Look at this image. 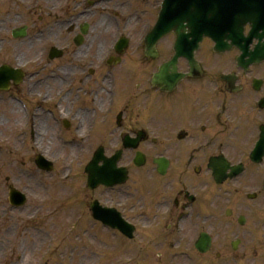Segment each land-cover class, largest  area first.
<instances>
[{"label":"flooded vegetation","instance_id":"obj_1","mask_svg":"<svg viewBox=\"0 0 264 264\" xmlns=\"http://www.w3.org/2000/svg\"><path fill=\"white\" fill-rule=\"evenodd\" d=\"M150 1L25 0L30 8H39L41 12L46 9V18L29 12L31 19L41 23L40 30L29 41L30 48L44 42L53 43L62 51L53 65L57 71L55 78L38 83L42 101H53L60 120L80 119L98 140H103V144L95 143V148L110 150L120 146V135L144 132L147 137L139 147L153 153L150 156L149 152H143L145 167H151L157 175L155 162L160 158L168 162L165 175L157 178L160 181L155 185L162 196L156 202L157 207L163 208L162 215L166 210L164 218L174 221L179 216L177 223L183 221L185 228L197 232L192 240L190 233L185 234V248L178 254L191 252L197 236L206 232L210 236L207 257L200 256L199 262L196 259L192 263L212 264L216 260L217 264H264V58L258 60L264 53V37L255 48L259 41L254 37L246 46L247 38L239 41L237 35L221 33L222 41L216 47L217 42L211 36H203L192 45L193 54L189 58L177 60L176 71L184 75L183 79L171 92H160L152 88V77L160 65L174 57L176 33L170 32L157 42V58L145 55V36L161 0ZM88 19H95L102 37H111L108 44H98L94 55L92 42L86 41L92 29ZM65 20L71 24L53 33L51 24ZM82 23L88 26V32L76 46L75 38ZM64 29L67 30L63 32ZM248 29L244 27V37ZM261 33L260 30L257 34ZM184 35L191 46L192 33L186 31ZM119 38L125 39L126 47L116 55L114 40ZM111 56L116 57L117 63L108 62ZM127 59L143 65L139 71L143 83L132 86L127 102L135 100L143 107L153 103L158 109L161 105L168 106L170 112L171 107L173 113H180L177 118L163 115L158 120L153 116L129 124L128 115L133 110L127 104L113 112L118 90L116 69L124 66ZM113 115L119 120V128L113 123V131H122L106 139L104 126ZM64 129L72 130L71 124L61 126L60 130ZM91 144H82L78 149L88 150ZM170 173L174 174L172 181ZM174 181L178 188L167 210L165 190ZM154 222L159 225L160 221ZM170 234H157V242L167 241ZM145 254L138 247V257Z\"/></svg>","mask_w":264,"mask_h":264},{"label":"rangeland","instance_id":"obj_2","mask_svg":"<svg viewBox=\"0 0 264 264\" xmlns=\"http://www.w3.org/2000/svg\"><path fill=\"white\" fill-rule=\"evenodd\" d=\"M21 1L0 0V65L5 64L14 67L20 65L17 67L24 69L26 72H35L39 69V65L32 68L30 62L35 63L39 60V52L44 47H48V45L43 42L29 49V45H26L27 41L11 40L10 33L12 29L24 25L28 27V35L32 33V31L36 30L34 25L39 24L37 23L38 19H34L36 24H32L33 22L27 23L22 17H17V14L25 17L29 16L30 12L33 15L41 14V17L46 18L44 14L46 9L41 12L39 8H30ZM143 8L145 7L143 6ZM95 19H88L92 29L86 37V41L92 42L91 53L93 55L100 42L108 44L111 41V37L104 38L99 34L97 25L94 24ZM66 30L64 29L63 32ZM44 58L46 61V57ZM42 63L43 60L39 64L43 65ZM142 66L137 61L127 59L124 66L116 69L118 90L113 112L115 111L116 113L127 104L128 108L133 110L128 115L129 120L127 122L129 124H134L136 121L140 122L144 118L148 119L153 116L158 120H161L163 115H171L177 118L180 113H173L174 109L171 107L170 112L168 106L161 105V108L158 109L157 105L153 103L143 107L138 105L135 100L127 102L133 92L131 91L132 86L138 82L143 83V78L139 72ZM49 69L48 67V71H50ZM40 77L35 76L34 79L36 80ZM23 87H20L22 92L24 91ZM29 97L31 100H28V103L35 123L31 130L25 124L27 120L11 97H7L9 99L8 104H0V264H89L91 262H95L94 264H119V262L122 263V260H119L120 257H132L135 255L136 246L125 244L124 251L120 253L116 252V250H119L115 247L116 245L112 244L110 249L103 247L101 244L103 239H105L103 232L93 229V223L87 211L91 196L85 188L83 166L92 155L95 146L98 144L97 142L102 141L101 143L103 144V140L91 141L92 146L90 145L88 148L90 151L73 150L70 152L61 145V139L76 137L75 142L77 143L79 139L87 141L88 133L86 129L84 134H81L79 130L73 131L69 135L60 134L55 130V126L50 122L49 118H47L52 132L46 136L53 142L51 143V145L53 144L51 151H49L47 143L44 142L42 135L39 134L45 127L38 116L41 113L39 101L34 100L32 94H29ZM11 105H15L18 111V117L15 119H11L6 113L10 110ZM106 105L105 103L104 106ZM113 119L114 115L111 116V121L104 126L103 132L105 131L106 139L110 135H118L122 131L121 129L117 130V132L113 131ZM167 129L166 127L165 130ZM31 134H33L32 137ZM95 143L97 144L95 145ZM140 150L149 152L150 156L153 154L143 148ZM36 154H41L53 162L54 171L52 173L40 172L35 168L33 159ZM122 163L125 165L126 161ZM131 174L132 181L130 183L133 184L132 188L123 187L124 189L122 190V193L126 194V200L122 203L127 217L135 224L137 230L138 223L139 225L147 226L148 229L153 227V230L156 231V225L153 222L157 218H154V216L159 215L162 224L159 225L158 229L169 225L168 234H170L173 229V227L171 229L173 221L164 218L165 214L162 215L161 213L163 208L160 209L155 205L162 198L160 194L158 195L160 192L157 186L155 188L153 186L151 188L144 186L145 189H142L137 183L139 176L133 170ZM170 176L169 180L171 179L172 181L174 174L170 173ZM148 184L154 183L150 182ZM10 185L27 197V203L21 211L12 210L7 203V189ZM119 193L121 194V192ZM93 195L94 198L103 202L105 200L108 201L111 197L119 198V194L111 195L105 192L103 194L101 190L94 192ZM165 196L167 200L173 197L172 193ZM143 206L145 207L139 212V209ZM159 230L165 232V229ZM183 231L186 235L190 233V239L196 233L195 229L190 227L183 229ZM138 236L142 239L140 246L143 251L148 253L140 258V263L136 259L139 264H170V262L200 264L197 263L199 262L198 259L195 263L187 262L185 259L168 260L166 258L167 250L152 247L156 243L153 231H145ZM110 242L113 243L112 241ZM50 245L52 246L50 247ZM160 254L162 255L161 257L159 256ZM42 256L45 258L42 259Z\"/></svg>","mask_w":264,"mask_h":264},{"label":"bare ground","instance_id":"obj_3","mask_svg":"<svg viewBox=\"0 0 264 264\" xmlns=\"http://www.w3.org/2000/svg\"><path fill=\"white\" fill-rule=\"evenodd\" d=\"M187 1H189V0H187ZM189 5L187 6V7H185L186 8V10L187 11H191L192 10V6H190V5H192V3L191 2H189L188 3ZM263 15V17H264V14H262ZM217 26H220V24H216V25H214V26H207V25H202L201 26V32L203 33L205 30H208V31H213V30H215L216 28H217ZM192 27H193V24H192ZM173 28L174 29H176L174 26H173ZM198 34V33H197ZM29 47H31L30 45H29ZM8 115H9V117L12 119V118H16V117H18V111L16 110V108H15V105H11L10 106V110L9 111H7L6 112ZM5 116V115H4ZM6 117V116H5ZM6 118H8V117H6ZM47 134H45V135H43L42 137H43V140H44V142L45 143H47V148L49 149V151H51V147L53 146V144L51 145V143H53L52 141H51V139L50 138H48L47 136H46ZM48 138V139H47ZM71 152V151H70Z\"/></svg>","mask_w":264,"mask_h":264},{"label":"water","instance_id":"obj_4","mask_svg":"<svg viewBox=\"0 0 264 264\" xmlns=\"http://www.w3.org/2000/svg\"><path fill=\"white\" fill-rule=\"evenodd\" d=\"M246 1H249V0H246ZM168 12H169V10H168V7L166 5L162 11L161 18H160L154 32H165L167 30L169 22H167L165 17L167 16ZM173 25H175V26L178 25L180 28H182V20H176Z\"/></svg>","mask_w":264,"mask_h":264}]
</instances>
